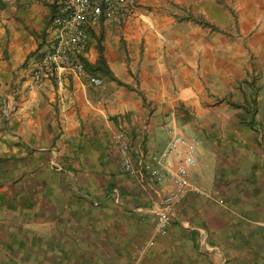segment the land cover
<instances>
[{"label":"crops","instance_id":"obj_1","mask_svg":"<svg viewBox=\"0 0 264 264\" xmlns=\"http://www.w3.org/2000/svg\"><path fill=\"white\" fill-rule=\"evenodd\" d=\"M5 1L0 264H128L153 236V217L170 188L169 176H158L162 165L151 157L182 128L188 137L201 135L191 178L207 192L186 195L168 234L155 236L143 264H217L219 252L232 263L247 258V264H264L251 260V232L245 218H237L256 209L247 197L253 191L259 194L253 200L264 205V153H233L240 140L248 149L263 145L251 129L256 127L234 120L198 127L192 116L212 104L203 102L202 81L222 82L224 90L214 95H223L237 112L228 83L249 81L251 65L264 64V0H137L123 26L92 25L86 59L95 61L102 36L107 64L125 85L69 69L34 79V63L50 45L48 5ZM189 13L218 29L182 19ZM94 77L102 83L93 84ZM246 93L240 92V101ZM5 105L10 114L3 117ZM246 127L252 132L242 136L237 130ZM219 128L227 135L221 137ZM117 134L134 160L142 155V178L123 169Z\"/></svg>","mask_w":264,"mask_h":264},{"label":"built area","instance_id":"obj_2","mask_svg":"<svg viewBox=\"0 0 264 264\" xmlns=\"http://www.w3.org/2000/svg\"><path fill=\"white\" fill-rule=\"evenodd\" d=\"M24 6L39 3L56 4V13L51 21L50 45L34 63L32 76L59 74L64 69L75 73H85L82 57H85L89 43V28L103 21L117 27L123 26L136 12L137 0H16ZM151 27L152 25L147 22ZM95 85L101 84L99 77L92 78ZM7 113L6 105L3 108ZM122 167L126 172L142 178V155L134 160L127 140L120 134L115 136ZM182 153L178 155L179 153ZM178 157L175 162L173 159ZM162 165L158 176L167 174L170 188L160 200L159 209L153 217V236L140 244L132 254L128 264H143L144 257L154 244L155 236H165L171 220L176 216L179 203L190 191L205 193L191 178V169L198 162L195 142L187 135L176 131L158 154L151 157Z\"/></svg>","mask_w":264,"mask_h":264},{"label":"rangeland","instance_id":"obj_3","mask_svg":"<svg viewBox=\"0 0 264 264\" xmlns=\"http://www.w3.org/2000/svg\"><path fill=\"white\" fill-rule=\"evenodd\" d=\"M226 14L227 12H224L223 18L226 19ZM217 21H220L219 19ZM221 25V24H220ZM50 27H51V23H50ZM50 42V41H49ZM49 44V43H47ZM43 45V44H42ZM43 47V46H42ZM253 58V57H252ZM249 77V82H252V86L253 88H256L257 91V95H256V105L255 108L257 109V114H256V118L253 119V125L256 127V129L251 128L254 132L259 134V137H261V134L264 135V64H258V62L256 61L254 64L251 65V70L250 72H248V76ZM229 89L231 90L230 93H233V98L230 99H234V101L236 100H240V92L245 91L248 89L247 84L245 82H243V80H234V81H229ZM223 83L222 82H215V81H210V82H206V81H202V86L204 88L205 94H206V100H204V104L209 105L211 102L212 104H210L209 106H203V113H200L197 110H193V117H194V122L199 123L198 127L200 126V124L202 122H218L219 125H222L223 123H227V122H231V121H237V118L234 116L235 114V110L230 106L226 104V101H223V95L219 94L218 95H214L215 92H221L222 90H224V86L222 87ZM210 86L215 87L213 89L210 88ZM235 88V89H234ZM238 93V96L236 95ZM208 96V98H207ZM203 104H200V107ZM10 113L7 112L6 114H3V117L8 116ZM196 114V115H195ZM203 120V121H202ZM188 131V130H186ZM190 129H189V133H190ZM203 131V130H202ZM207 131V130H206ZM238 132H240V134L243 136L248 135L246 132H250L249 128H244L243 131L237 130ZM182 132L185 133V130L182 128ZM219 132L222 133H218L221 135V137H224L227 132L226 129H220L219 128ZM183 133V134H184ZM196 135H198V138H201V135L197 132H194ZM244 133V134H243ZM224 134V135H222ZM216 136V134H215ZM196 144L197 149L199 150V148L201 147V142L198 138H195L194 136H189ZM244 139V137H243ZM203 140V138H202ZM245 140V139H244ZM262 144L263 145H255L253 144V146H249L250 148L248 149V146L246 145L245 142L241 141L235 143V145H233L234 149H233V153L234 155H244V154H263L264 153V139H262ZM253 142H250L249 144H252ZM225 145H222L221 147H224ZM229 151V149H228ZM230 152V151H229ZM246 156V155H245ZM251 163H253V161H251ZM256 181V180H255ZM264 181V180H263ZM205 192H207L206 189H204ZM259 195V194H255V192H252L250 194L247 195V197H249V199L251 200L249 203V206L251 208H256L257 211H254L255 209H252L250 211V209L246 210V212H243V214H241V218L237 216V218L239 219V221H243V218H245V224L247 226V228L250 229L251 232V236H249V240L250 242H248L251 251V260L254 261V259H258L259 261L263 260V253H264V225H261L260 223L256 224V222H264V208L260 209L261 207H263L261 204H258L256 201L253 200V198L255 199V197ZM260 211H263L262 213H260ZM237 213L238 210H236ZM240 214V213H239ZM236 219V216H235ZM260 225V226H259ZM210 240V239H209ZM262 240V245L260 246V241ZM207 243L206 239L203 241V244ZM251 244V245H250ZM203 247V245L201 246ZM220 249H222L220 246H218ZM248 247V246H247ZM223 250V249H222ZM207 253V252H205ZM215 255H218V253H214ZM212 255V254H211ZM219 258L217 257V264H236V263H232V261L234 260H230V259H224L223 253L219 252ZM223 261H221V259ZM247 258L245 260H239L238 264H247Z\"/></svg>","mask_w":264,"mask_h":264},{"label":"trees","instance_id":"obj_4","mask_svg":"<svg viewBox=\"0 0 264 264\" xmlns=\"http://www.w3.org/2000/svg\"><path fill=\"white\" fill-rule=\"evenodd\" d=\"M47 5H48V12L50 15L49 21L51 23L52 18L56 13V4L52 2V3H48ZM6 6H7V2L5 0H0V10L4 9ZM182 19H189L199 25L208 26L211 29H218L212 22L207 20L202 15H195V14L189 13V14H184L182 16ZM101 40H102V36H99L96 40L97 42L95 44V47L97 50V57L94 62H90L89 60L86 59V57H82L85 74H88L89 76L99 75V76H102V77H105L111 80H116L119 84L125 85L123 82H121L120 80L116 79L113 76L107 64V61L104 57L103 46L101 44ZM243 82L247 84L248 89L246 90V92H248V94L246 93V95L243 96L242 101L236 100L232 102V106L237 110V112L235 113V117L237 118L238 122L242 124H249V127H252L250 126V124L253 125L252 121L253 119L256 118V114H257L256 113L257 109L255 108L256 98L253 97L257 89L253 88L252 82H249L248 80H244ZM259 140H262V139L259 137ZM256 193L257 192H255V194ZM254 211H257V210L255 209Z\"/></svg>","mask_w":264,"mask_h":264}]
</instances>
